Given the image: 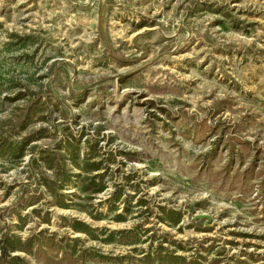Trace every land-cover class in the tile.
Instances as JSON below:
<instances>
[{"label":"rangeland","instance_id":"1","mask_svg":"<svg viewBox=\"0 0 264 264\" xmlns=\"http://www.w3.org/2000/svg\"><path fill=\"white\" fill-rule=\"evenodd\" d=\"M1 127L31 141L0 156V248L26 264H264V0H0Z\"/></svg>","mask_w":264,"mask_h":264},{"label":"trees","instance_id":"2","mask_svg":"<svg viewBox=\"0 0 264 264\" xmlns=\"http://www.w3.org/2000/svg\"><path fill=\"white\" fill-rule=\"evenodd\" d=\"M26 127V125L23 123L19 124V128H22L21 130H23ZM15 131H8L7 129H5V127H1L0 129V156L5 157H11L14 158L16 160H21L24 155L27 152V147L30 144V140H16L15 139ZM72 140H75V138L73 137ZM71 140V141H72ZM69 141V142H71ZM68 142V143H69ZM90 145V149H91V153H87L85 155L84 161L82 165H78L77 162L74 160V162L77 164L78 168H81L80 170L82 171V173H84V177L81 180V185H80V190L83 194L85 195H95L98 193H101L105 190V185L103 183H97L96 179H99L100 176L98 177H91L90 175L93 174L94 172H97L100 170L101 167V163H95L92 162L95 157L94 156H98V155H94L97 154L99 152L98 151V139H90L88 142ZM75 143H69L72 153L74 152L73 150H78L77 145H74ZM35 149V150H34ZM33 152L36 151V147H33ZM93 154V155H92ZM43 160L44 157H42ZM76 160H79L80 157L79 155L75 156ZM36 159H33L32 165L34 164V162ZM47 162V166L51 169V170H55V178L53 180H47L45 182V186L46 188L53 194V196L56 197V205H58L59 207H63V208H69L70 206H68L65 201L60 200L59 198H62L59 194L60 191L64 190L66 185L70 182L71 180V175L68 173V171L65 169L63 163H61L59 165V167H55L52 165V163ZM80 177H82V175H80ZM90 198V197H89ZM142 206V205H140ZM84 210V209H83ZM86 211V210H85ZM91 217L93 218H98L97 215H94V213L89 212L88 213ZM165 216L167 217V222L168 224H170L171 226H177L181 223V216L179 213H177L176 211L173 210H165L164 211ZM119 220L122 219L121 217H118ZM73 231H75L76 233H85L88 236L94 237L93 236V232L94 229H91L89 227V225L81 222V221H75L74 224L72 225ZM138 242V241H137ZM136 244V241H135ZM134 244V245H135ZM161 250H164L163 247L160 248ZM24 251L26 252V249L21 247V243L19 242V240L10 237L7 240V244L4 246H2L0 248L1 251V259L2 260H8V264H26L25 259H23L20 256H12L11 254L16 252V251ZM171 257H161V255H159V258L161 260V262L167 261L169 263L172 264H178V262H180V260L186 264V258L182 257H176V256H172L169 255ZM145 260L147 261H151V257L147 256V258H145Z\"/></svg>","mask_w":264,"mask_h":264}]
</instances>
